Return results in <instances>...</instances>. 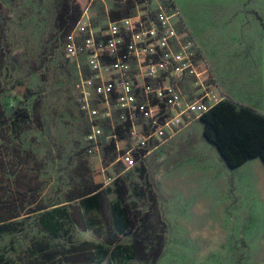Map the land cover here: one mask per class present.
Wrapping results in <instances>:
<instances>
[{
	"label": "rangeland",
	"instance_id": "374dc122",
	"mask_svg": "<svg viewBox=\"0 0 264 264\" xmlns=\"http://www.w3.org/2000/svg\"><path fill=\"white\" fill-rule=\"evenodd\" d=\"M176 2L228 100L264 112V0ZM135 11L132 0H0V264H264L257 179L226 166L202 123L134 170L114 164L106 177L119 176L101 188L64 37L73 16L87 12L98 29L107 14ZM102 127L109 166L116 152ZM96 189L100 206H83Z\"/></svg>",
	"mask_w": 264,
	"mask_h": 264
},
{
	"label": "built area",
	"instance_id": "2783aa9c",
	"mask_svg": "<svg viewBox=\"0 0 264 264\" xmlns=\"http://www.w3.org/2000/svg\"><path fill=\"white\" fill-rule=\"evenodd\" d=\"M136 11L97 29L84 12L64 37V56L78 69L75 103L88 118L87 153L97 159L103 186L118 174L116 163L134 170L179 134L229 101L195 40L183 34L173 0H132ZM109 128L116 160L103 166L98 139ZM119 136V137H118Z\"/></svg>",
	"mask_w": 264,
	"mask_h": 264
},
{
	"label": "trees",
	"instance_id": "16d2710c",
	"mask_svg": "<svg viewBox=\"0 0 264 264\" xmlns=\"http://www.w3.org/2000/svg\"><path fill=\"white\" fill-rule=\"evenodd\" d=\"M79 15L73 16L72 27L78 21ZM59 19L62 20V16ZM201 123L203 136L215 146L228 168H236L253 158L261 159L264 164L263 114L249 107H237L230 101H223L208 111L201 118ZM101 191H92L81 200V204L89 209L98 208L101 204ZM113 209L116 211L117 222H122L121 218L126 212L117 206ZM128 224L127 218L123 226ZM116 240L114 232L109 236V243Z\"/></svg>",
	"mask_w": 264,
	"mask_h": 264
},
{
	"label": "crops",
	"instance_id": "0c3cea01",
	"mask_svg": "<svg viewBox=\"0 0 264 264\" xmlns=\"http://www.w3.org/2000/svg\"><path fill=\"white\" fill-rule=\"evenodd\" d=\"M175 2H176V0H174ZM177 3V2H176ZM177 5H178V3H177ZM179 6V7H178ZM178 6H176L178 9H180L181 11H182V8L180 7V4L178 5ZM180 11V12H181ZM183 12V11H182ZM183 14H184V12H183ZM185 15V14H184ZM187 24V23H186ZM187 28H188V30H189V32H190V34H191V37L195 40V42L197 43V45H198V47H199V49H200V51H202V53H203V55H204V57H205V52H204V49H203V47H202V45H201V43H200V41L198 40V38L194 35V32H193V30H192V28L187 24ZM205 59H206V62H207V64H208V66L212 69V71L215 73V75L216 74H219L218 72H217V70L215 69V67L213 66V64L210 62V60L208 59V58H206L205 57ZM217 76V75H216ZM217 78H218V76H217ZM223 91H224V89H223ZM225 92V91H224ZM226 93V92H225ZM254 110H256L257 112H259V113H261V114H264V112L262 111V110H258V109H254ZM201 123V122H200ZM199 124V123H198ZM195 125H197V124H195ZM194 125V126H195ZM193 127V126H192ZM191 128V127H190ZM250 167V169H251V173L254 175V177L257 179V189L258 190H260L261 192H262V194H263V196H262V198H264V164H263V162L261 161V159H259V158H253V159H251V160H249V161H247L245 164H243L242 166H240V167H238L236 170H238V169H241V168H243V167ZM114 205H116V204H114Z\"/></svg>",
	"mask_w": 264,
	"mask_h": 264
}]
</instances>
